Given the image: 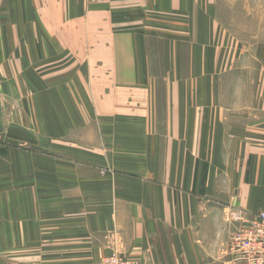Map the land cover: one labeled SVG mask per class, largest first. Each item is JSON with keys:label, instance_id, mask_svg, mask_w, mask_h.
<instances>
[{"label": "crops", "instance_id": "1", "mask_svg": "<svg viewBox=\"0 0 264 264\" xmlns=\"http://www.w3.org/2000/svg\"><path fill=\"white\" fill-rule=\"evenodd\" d=\"M215 0H0V264H231L264 211V43Z\"/></svg>", "mask_w": 264, "mask_h": 264}, {"label": "built area", "instance_id": "2", "mask_svg": "<svg viewBox=\"0 0 264 264\" xmlns=\"http://www.w3.org/2000/svg\"><path fill=\"white\" fill-rule=\"evenodd\" d=\"M97 2L102 0H88ZM239 225L227 242L231 254V264H264V211L250 218H243L235 213ZM100 264H140L139 261L125 254L112 252L101 259Z\"/></svg>", "mask_w": 264, "mask_h": 264}, {"label": "rangeland", "instance_id": "3", "mask_svg": "<svg viewBox=\"0 0 264 264\" xmlns=\"http://www.w3.org/2000/svg\"><path fill=\"white\" fill-rule=\"evenodd\" d=\"M219 33H228L250 49L264 43V0H215Z\"/></svg>", "mask_w": 264, "mask_h": 264}]
</instances>
